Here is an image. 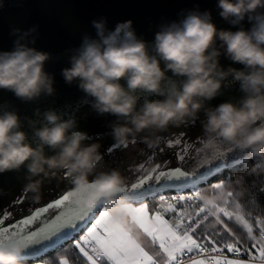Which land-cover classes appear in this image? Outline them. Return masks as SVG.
<instances>
[{"label": "clouds", "instance_id": "clouds-1", "mask_svg": "<svg viewBox=\"0 0 264 264\" xmlns=\"http://www.w3.org/2000/svg\"><path fill=\"white\" fill-rule=\"evenodd\" d=\"M217 8L232 27L219 28L210 10L193 9L162 25L151 44L137 35L131 19L114 30L106 18L93 20L96 36L85 35L70 57L62 70L65 83H76L97 115L115 117L110 127L118 144L178 127L203 112L204 149L227 144L264 160V0H218ZM36 31L37 26L15 29L13 49L0 51V89L24 102L56 92L54 74L46 70L51 53L31 46ZM222 57L230 61L227 66ZM229 83L238 85L239 99L212 105ZM42 115L45 123L33 126L30 135L18 111L0 110V173L26 169L25 187L39 199L43 180L67 169L81 206H109L116 228L131 227L134 206L120 196L121 172L90 179L103 158L100 143H86L89 133L74 115L65 118L54 108ZM143 140L153 146L160 137ZM223 198V193L204 196L207 204ZM24 250L22 241L0 244V264H21Z\"/></svg>", "mask_w": 264, "mask_h": 264}, {"label": "water", "instance_id": "water-1", "mask_svg": "<svg viewBox=\"0 0 264 264\" xmlns=\"http://www.w3.org/2000/svg\"><path fill=\"white\" fill-rule=\"evenodd\" d=\"M217 3L218 0H0V51L13 49L19 35L14 32L15 29L27 31L37 26L36 33L32 34L35 41L31 46L51 53L46 62V70L54 74L56 89L54 95L41 96L32 102L21 101L12 92L0 89V110L18 111L30 135L33 126L45 123L42 114L49 108L58 110L65 118L74 115L78 127L89 133L91 139L86 143L99 142L101 145L99 151L103 158L90 179L102 172L118 169L125 177L122 187L135 181L138 173H133L131 169H139L141 164L145 171L165 163L169 168H187L192 166V161L197 157L199 164L203 165L221 156L225 161H232L231 167L241 164L251 157L232 145L221 144L214 151L203 148L202 122L206 118L203 112L199 119L190 120L178 127L171 126L164 132H144L130 138L126 146L118 144L111 135L110 127L115 117L97 115L90 108V98L85 96L76 83H65L62 76V70L70 66V57L79 48L84 36H96L93 20L106 18L107 27L114 30L119 22L131 19L137 35L151 44L162 25L182 19L193 9L210 10L219 28L232 27L219 15ZM32 36L28 37L29 41ZM221 63L227 66L230 61L222 57ZM241 95L238 85L229 83L225 85L223 94L211 101V104L238 100ZM146 135L159 136V143L149 147L143 140ZM177 141L180 143L177 144ZM178 153L185 156L184 162H178ZM221 171L207 177L201 184ZM27 183L26 169L0 173V219H3L4 228H10L28 218L37 208L54 202L74 187L73 176L67 169L43 180L39 199L35 193L26 189ZM198 213L194 217L199 216ZM37 227L39 225L34 224L28 230ZM20 259L24 260L22 257Z\"/></svg>", "mask_w": 264, "mask_h": 264}, {"label": "snow or ice", "instance_id": "snow-or-ice-1", "mask_svg": "<svg viewBox=\"0 0 264 264\" xmlns=\"http://www.w3.org/2000/svg\"><path fill=\"white\" fill-rule=\"evenodd\" d=\"M177 159L182 163L185 156L178 153ZM231 166L232 161H225L222 156L203 165L199 164L197 157L192 161V166L187 168H169L165 163L145 171L141 164L139 169H131L133 173H138L135 181L120 190L124 202L139 205L133 208L131 227L116 228L112 223L114 210L111 207L103 204L96 208L81 206L72 191H68L54 202L37 208L28 218L10 228H4L3 219H0V244L24 242L25 250L21 257L26 260L58 249L83 231V235L74 239V245L90 264H99L101 261L110 264H264V222H261V240L247 247L220 219L222 214L231 220L234 213L226 211L217 203L207 204L199 190V185L207 177ZM214 188L220 189L221 184L216 183ZM189 189L193 195L181 194ZM166 191H175L177 195L166 198L163 195ZM231 195L229 192L228 196ZM157 196L161 201L160 208L150 216L149 205L143 201L154 200ZM190 200H203L198 215L203 214L204 219L209 213L215 215L223 225L222 231L232 242L225 243L222 236L219 239L202 237L196 231L200 227V220L187 216L185 221L186 214L179 213L177 205ZM221 201L227 204L225 197ZM167 213H174L179 222L165 219ZM236 219L241 220L249 234L252 233L253 227L248 221L239 216ZM34 224L39 227L29 231V227ZM252 239L255 240V237ZM242 255L247 258L242 259ZM200 256L205 258H197ZM59 264H69V261L62 258Z\"/></svg>", "mask_w": 264, "mask_h": 264}, {"label": "trees", "instance_id": "trees-1", "mask_svg": "<svg viewBox=\"0 0 264 264\" xmlns=\"http://www.w3.org/2000/svg\"><path fill=\"white\" fill-rule=\"evenodd\" d=\"M216 183L221 184L220 189L214 188ZM200 185L204 189V195L224 194L227 204L221 200L216 203L234 215L229 220L221 214L220 219L229 225L242 244L251 247L253 243L261 240V222H264V160L250 158L241 164L225 168ZM229 192L232 193L231 196H228ZM143 202L149 205L151 213H155V210L159 209L161 205L159 196L154 200L147 199ZM165 216L169 218L170 222H178L174 213H167ZM237 216L252 225L251 234L248 233L241 220L236 219ZM222 228L223 225L217 221L216 216L211 214L200 223V227L196 231L202 237L211 236L214 239H219L222 236L225 243L232 242L230 237L222 231ZM80 235H83V232L74 239H78ZM252 237H255V240ZM74 239L65 242L58 249L48 251L40 258L21 260V264H33L39 260L46 264H59L62 258H67L71 264H90L75 247ZM101 263L110 264L105 261H101Z\"/></svg>", "mask_w": 264, "mask_h": 264}, {"label": "built area", "instance_id": "built-area-1", "mask_svg": "<svg viewBox=\"0 0 264 264\" xmlns=\"http://www.w3.org/2000/svg\"><path fill=\"white\" fill-rule=\"evenodd\" d=\"M199 190L201 192V195L204 197V189L199 185ZM186 196L193 195L191 190H185L183 193H181ZM163 195L167 198L169 196H176L177 193L175 191H166L163 193ZM168 203H172V201H168ZM203 206V200H190V201H185L182 204L177 205V211L181 214H186L185 215V221L187 220V216H192L194 220H200V223L205 220L203 214H200L197 217H194L197 212L199 211V208ZM165 207H167V204H165ZM211 215V213L208 214V216ZM207 216V217H208ZM177 219V218H176ZM179 222V221H178ZM207 254H205L206 256ZM199 259L205 258L204 256L197 257ZM241 258H246V256L242 255Z\"/></svg>", "mask_w": 264, "mask_h": 264}, {"label": "crops", "instance_id": "crops-1", "mask_svg": "<svg viewBox=\"0 0 264 264\" xmlns=\"http://www.w3.org/2000/svg\"><path fill=\"white\" fill-rule=\"evenodd\" d=\"M133 206L134 207H137V206H139L138 204H133ZM155 213H151V212H149V215L151 216V215H154ZM165 219H168L169 220V218L168 217H166L165 216ZM170 221V220H169ZM247 258V257H246ZM246 258H242V259H246ZM63 259H67V258H63ZM69 261V260H68ZM33 264H46L45 262H43V261H36V262H34ZM69 264H71L70 262H69ZM99 264H102L101 262L99 263Z\"/></svg>", "mask_w": 264, "mask_h": 264}, {"label": "rangeland", "instance_id": "rangeland-1", "mask_svg": "<svg viewBox=\"0 0 264 264\" xmlns=\"http://www.w3.org/2000/svg\"><path fill=\"white\" fill-rule=\"evenodd\" d=\"M144 203H145V202H144ZM82 232H83V231H81L79 234H81ZM79 234H77L76 237H78ZM83 234H84V233H83ZM76 237H75V238H76Z\"/></svg>", "mask_w": 264, "mask_h": 264}]
</instances>
